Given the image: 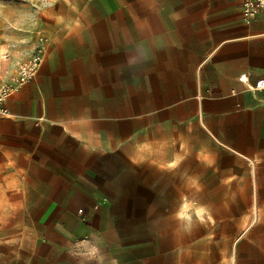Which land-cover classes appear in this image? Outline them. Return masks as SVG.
<instances>
[{"label":"crops","instance_id":"0c3cea01","mask_svg":"<svg viewBox=\"0 0 264 264\" xmlns=\"http://www.w3.org/2000/svg\"><path fill=\"white\" fill-rule=\"evenodd\" d=\"M59 1L75 23L53 27L0 117V220H36L6 263L76 264L67 249L97 232L119 264H264V89H247L264 79V12L246 24L239 0ZM189 128L228 159L197 153V192L207 166L244 212L185 233Z\"/></svg>","mask_w":264,"mask_h":264},{"label":"rangeland","instance_id":"374dc122","mask_svg":"<svg viewBox=\"0 0 264 264\" xmlns=\"http://www.w3.org/2000/svg\"><path fill=\"white\" fill-rule=\"evenodd\" d=\"M61 2L59 0H0V76L6 69H12L16 62L26 60L31 56L39 36L50 39L53 27L60 21L65 24L75 23V17L55 16L60 9H64ZM189 138V192L187 197L207 206L203 220H236V216L244 210L226 207L228 193L224 192V189L226 191L227 188L219 184L214 185L212 171L207 166L204 171V192H197V153L202 155L204 151L215 154L221 165L228 164L227 157L218 151H213L212 146L196 128H189ZM197 142H204L205 148L197 147ZM172 151L175 153L180 150L173 145ZM207 164L209 163L206 162ZM174 189L175 186H173ZM175 195L174 192L173 196ZM179 203L180 201L174 202L178 206ZM6 211L9 210L0 209V217L4 216ZM35 222L36 220H24L22 225L5 228L6 220H0V264H8L5 257L8 250L18 249L26 244V240L21 239V233L29 234Z\"/></svg>","mask_w":264,"mask_h":264},{"label":"built area","instance_id":"2783aa9c","mask_svg":"<svg viewBox=\"0 0 264 264\" xmlns=\"http://www.w3.org/2000/svg\"><path fill=\"white\" fill-rule=\"evenodd\" d=\"M241 18L249 24L259 14L264 12V0H239ZM48 39L45 36L37 38L31 56L15 64L14 69L6 79L0 78V117L10 115L7 108V100L18 91L22 85L35 79L38 69L45 57ZM240 81L246 82L245 76H240ZM248 90L260 91L264 89V79L255 81L253 85L247 86Z\"/></svg>","mask_w":264,"mask_h":264},{"label":"clouds","instance_id":"9594fccd","mask_svg":"<svg viewBox=\"0 0 264 264\" xmlns=\"http://www.w3.org/2000/svg\"><path fill=\"white\" fill-rule=\"evenodd\" d=\"M133 163L136 161L134 160ZM206 212V205L183 196L174 212V217L180 228L185 233H190L203 221ZM67 255L76 264H119L115 257L109 256L104 247V237L97 232H91L83 239L74 240L67 249Z\"/></svg>","mask_w":264,"mask_h":264}]
</instances>
